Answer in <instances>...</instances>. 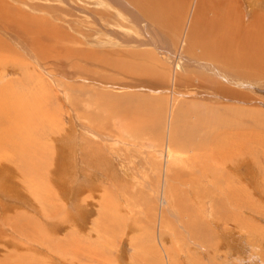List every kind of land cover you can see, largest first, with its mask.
<instances>
[{
	"label": "rangeland",
	"instance_id": "obj_1",
	"mask_svg": "<svg viewBox=\"0 0 264 264\" xmlns=\"http://www.w3.org/2000/svg\"><path fill=\"white\" fill-rule=\"evenodd\" d=\"M2 2L12 18L0 19V37L22 57L4 81L21 90V148L35 170L24 163L20 184L0 190V226L24 217L21 230L37 238L9 226L2 254L20 252V264H264V71L246 68L242 80L216 64L228 84L213 64L189 69L152 33L156 18L138 15L154 66L126 72L141 68L122 3ZM244 3L245 22L264 19V0Z\"/></svg>",
	"mask_w": 264,
	"mask_h": 264
},
{
	"label": "crops",
	"instance_id": "obj_2",
	"mask_svg": "<svg viewBox=\"0 0 264 264\" xmlns=\"http://www.w3.org/2000/svg\"><path fill=\"white\" fill-rule=\"evenodd\" d=\"M252 1L249 0L251 3ZM114 2L119 6L122 3L128 7L123 9L125 15L123 24L121 20L119 24L128 28L124 31L128 33V38L123 39L129 42L130 57H135L137 66L141 68L126 72H147L148 69H152L150 66H154L147 63L149 58L147 52H154V48L147 41L138 40L136 37L139 34L137 30L140 33L143 31V22L136 18L138 15L156 18L158 23L154 27L151 26L152 33L160 35L158 41L163 48L168 51H179L181 56L190 61L186 64L189 69H196L198 63L213 64L216 73L220 75L221 72V75L229 77V74L216 67V64H226V67L235 70L234 74H240L242 80H250L244 70L246 68L264 71V62L260 64L259 59L256 60L260 56L264 57L260 54L264 50V31L258 32L262 31L260 29L264 25L259 23H264V19L253 17L249 22H245L241 4L237 0H114ZM258 40L260 45L251 44ZM132 51H135V55ZM243 56L250 61L246 62L248 59L241 61L240 59H244ZM221 75L222 80L230 84ZM223 98L225 99L226 95Z\"/></svg>",
	"mask_w": 264,
	"mask_h": 264
},
{
	"label": "bare ground",
	"instance_id": "obj_3",
	"mask_svg": "<svg viewBox=\"0 0 264 264\" xmlns=\"http://www.w3.org/2000/svg\"><path fill=\"white\" fill-rule=\"evenodd\" d=\"M223 1V0H222ZM261 1V0H260ZM263 1V0H262ZM245 2V3H244ZM238 3H244V6H248L249 8H251L252 6H256L258 5V0H253L252 3L249 2V0H238ZM237 3V4H238ZM2 5L5 6V4H3L2 0H0V19H1V22L2 21H5L7 20V17H10V14L8 15L7 14V11H2ZM247 8V7H246ZM259 8V7H258ZM248 9V8H247ZM254 10H259V9H255ZM253 10V11H254ZM237 11V10H236ZM261 11V10H260ZM259 11V12H260ZM249 12V11H248ZM251 12V10H250ZM254 13V12H253ZM252 13V14H253ZM6 14L8 15L7 17ZM243 14V13H242ZM261 14V13H260ZM249 14H247L248 16ZM250 16V15H249ZM257 16V15H256ZM245 19V18H244ZM14 47V46H13ZM4 38L0 37V190H2V188H5L6 190V187L8 186V183L6 182L9 178H12L11 181H9V184H20V179L23 178L24 174L26 173L25 172V168L23 166V164L25 163L27 166H32L34 167L33 165V162L30 161L29 159V156H28V153L27 155L25 156V151L21 148L23 146V134H22V125H21V110H20V106H19V103L21 102V90L16 89L14 90V93L13 91H8L6 88L8 85H10V83L13 84V82H6L4 81L5 78H6V74L8 72V69L9 70H12L14 72H18L20 69V65H19V68L17 67V64L14 65V63H19L21 62V58H20V54L21 53H17L15 50H16V47L15 50ZM9 53L11 55H9ZM7 55H8V59H7ZM13 55V56H12ZM9 59L12 60V62L14 63H11V61H9ZM23 61V60H22ZM182 62V61H181ZM4 69V70H3ZM19 69V70H18ZM19 75V74H18ZM7 80V79H6ZM16 80V79H15ZM13 80V81H15ZM2 82H5V83H2ZM15 83V82H14ZM11 84V85H12ZM17 84V82H16ZM13 87V85H12ZM11 90V89H10ZM30 143V142H29ZM25 156V157H24ZM72 158V160L74 161L75 159H73V156H69ZM76 162V160H75ZM14 165V166H13ZM26 166V167H27ZM13 167L15 168L16 172L13 173L15 175L13 176H10L9 175V171L10 169L13 170ZM77 169H78V166H77ZM32 170H35V167L32 168ZM14 172V171H13ZM38 172V171H37ZM29 173V172H28ZM32 173V172H31ZM79 173V172H78ZM33 174V173H32ZM30 174V175H32ZM35 174V172H34ZM12 175V174H11ZM80 175V174H79ZM26 176V175H25ZM94 176V175H93ZM22 177V178H21ZM15 178V179H14ZM80 178V177H79ZM96 178V176H95ZM96 180V179H94ZM76 188V187H75ZM74 188V189H75ZM189 191H192L191 187L188 189ZM22 191V190H20ZM4 192V191H3ZM74 194V192H73ZM36 195V194H35ZM73 196V195H72ZM23 198V197H22ZM24 199V198H23ZM1 201L2 199L0 198V204H1ZM4 201V200H3ZM2 201V202H3ZM33 201V200H32ZM16 203V202H15ZM15 203L12 205V207H14L15 211L16 210H21V207L23 208V206L19 203L17 204V206H15ZM239 204V203H238ZM33 205V206H32ZM32 209L35 207V203L34 201L32 202ZM242 208H245L243 206V204L241 203L240 205ZM30 208V207H29ZM4 205H0V213H2V222L4 221V219L8 218V214H6L4 211ZM6 209V208H5ZM31 209V210H32ZM27 210L30 211V209L27 208ZM39 210V209H38ZM37 210V211H38ZM44 210V209H43ZM202 210H203V214L205 213V207L202 206ZM23 211V210H22ZM12 212V211H11ZM25 212V211H24ZM27 213V212H26ZM46 213V212H45ZM40 214V213H39ZM82 215V214H81ZM208 218L211 219V221L214 223V225H216V227H218V225H220V221H216L217 217H215L212 213V211L207 214ZM24 218V217H23ZM23 218H18L17 220L15 221H12V222H6L5 224V230H2L1 226H0V264H15L14 262L15 261H11V260H14L15 258L17 260H19V254L20 252H13V254H11L10 256L9 255H3L2 252L6 251L7 249H9V247L11 245H9V242H8V237L6 238V236H3V232L4 233H10L7 231L8 227L11 226L12 228H15V232L17 233H20L22 232V237L24 236L23 234H25V239L30 241V240H37L36 237H32V231L29 230L28 228L30 226H28L27 230H21V224L20 223H23ZM28 220V218H27ZM236 220V219H235ZM30 221V220H29ZM210 221V223H211ZM241 221V220H240ZM198 223V222H197ZM222 223V222H221ZM238 223V222H237ZM241 224V222H240ZM210 225V224H209ZM212 225V224H211ZM215 227V228H216ZM10 228V227H9ZM193 228V227H192ZM11 229V228H10ZM9 229V231H11ZM31 229V228H30ZM221 231V230H220ZM14 232V231H12ZM227 232V231H226ZM16 234V233H15ZM241 234V233H240ZM12 236V235H11ZM18 236V235H16ZM20 236V235H19ZM20 237V238H22ZM19 238V237H18ZM19 240H22L20 239ZM41 239V238H40ZM12 241V240H11ZM42 241V240H41ZM38 242L40 243V241L38 240ZM44 242V241H43ZM232 242V241H231ZM44 244V243H43ZM17 245H19L18 243H14V249L11 248V250H15L17 251V249H19V247H16ZM45 246V245H44ZM13 247V246H12ZM38 247V246H37ZM52 247V245H51ZM66 247V246H65ZM21 248V247H20ZM47 248V247H46ZM49 250H51V252L49 250H47L48 253H52L54 252L55 253V248L52 247V248H48ZM10 250V251H11ZM21 250V249H19ZM57 251V250H56ZM9 253V252H8ZM7 253V254H8ZM53 253V254H54ZM5 254V253H4ZM57 254V252H56ZM55 254V255H56ZM22 255V253H21ZM52 255V254H51ZM50 255V256H51ZM54 255V256H55ZM53 257V256H52ZM61 257V256H60ZM21 258V256H20ZM54 258V257H53ZM63 258V257H62ZM67 258V257H66ZM66 258H63L62 261H66ZM52 259V258H50ZM21 260V259H20ZM17 262L18 264H20V261ZM28 260V259H26ZM70 260V259H69ZM68 262V261H66ZM22 263H24L22 261Z\"/></svg>",
	"mask_w": 264,
	"mask_h": 264
}]
</instances>
